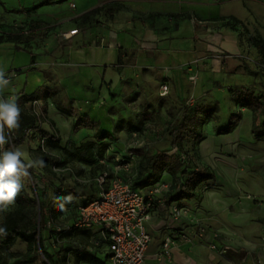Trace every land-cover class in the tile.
<instances>
[{"label":"rangeland","instance_id":"374dc122","mask_svg":"<svg viewBox=\"0 0 264 264\" xmlns=\"http://www.w3.org/2000/svg\"><path fill=\"white\" fill-rule=\"evenodd\" d=\"M248 2L255 14L248 13L246 7L238 1L230 2L225 8L226 11L239 16L242 22H237L232 16L207 22L191 18L192 36L199 45L193 53H166L162 55L160 64L148 66L139 60V56L144 55L143 52L139 55L133 49L131 52L121 49L119 57L110 62V66L120 68L123 84L111 85L104 82L99 86L85 78L62 83L59 80H51L47 72L45 78L50 80H46L44 87L54 93L47 99L46 113L42 111L43 101L39 100L34 105L28 104L32 111L41 117L44 115L45 127H50L56 135L61 136L60 143L62 140L63 143L69 141L73 133L77 132H73V121H76L82 110L83 115L88 114L90 117L104 113L114 135L110 151L106 155L108 161L105 170L109 171L115 163L113 156L131 153L137 155L133 152L134 149L143 148L151 153L167 150L169 155L178 152V149L168 150L171 142L170 130L179 122L183 109L205 108L218 104L214 113L218 117L217 121L204 117L203 124L196 129L197 137L191 136L182 142L181 153L189 159L191 165L213 170L219 185L209 188L204 183L196 188L194 198L173 202L181 211V217L177 220L168 218L166 212L165 217L160 213L156 221L157 232H153L151 250L155 252L164 238L176 235L179 231L187 232L188 227L194 223L206 225L210 237L215 236L221 243V249L211 248L207 241H179L173 246L171 257L157 262L158 264H264V137L253 138L252 112L240 108L237 101V93L244 85L252 86L258 94L264 93V57L251 43V38L254 37L264 40V4L250 0ZM74 6L75 4H72L71 7ZM4 7L0 4V34L7 31L23 33V40L18 46L28 51L34 48L32 43L47 51V45H44L50 36H56L60 41V37L73 35V31H80V26L86 25L75 22L78 24L77 28L73 27L75 29L60 33L55 32L56 23L45 21V25L50 26L32 30L36 25H31L29 19L37 8L27 10L30 6L26 5L13 7L21 10L19 15L15 16L18 20L11 21L5 17ZM135 24L137 22L129 24L126 20L118 23L119 29L123 31L130 30ZM150 24L148 21L144 25ZM112 25L114 27L115 22L109 17L101 31L109 29ZM157 26L167 34L176 31L178 24L173 18H163ZM183 41L186 46V38L182 39ZM6 42L0 43V67L8 63L11 56L7 51L8 46H3ZM43 50L40 55L46 56ZM61 64L63 63L55 61L42 65L41 68L44 71H52L53 67ZM92 66H95L94 63L87 62L83 71L92 69ZM192 76L196 80L191 78ZM16 77L17 72L14 70L5 72V79L10 81V90L7 91L6 87L3 93H0L4 98L15 95L11 89L15 87ZM163 82L169 83L170 89L166 95L161 94L160 87ZM72 98L82 100L83 104L70 100ZM59 106L68 113H62L63 111L58 109ZM238 111L242 112V120L236 128L231 133L218 135L215 129L224 126L230 115ZM59 114L71 122L69 134L68 126H61L57 122ZM69 118H72V121ZM132 129L138 131L136 138L130 135ZM93 138L94 129L83 132V140ZM32 142L33 145L29 144V147H32L30 150L26 145L23 146V159L26 162L43 163L33 166L36 171L34 180L29 175L22 178V183L28 190L36 188L41 196L43 191L51 193L59 184L76 188L79 183L83 184V192L94 190L93 178H96L103 167L99 165L90 168L88 164H83L82 167L80 164L73 165L71 161L63 163L62 151L48 148L41 134H36ZM38 147L40 151L37 150ZM45 158H48L49 162L44 161ZM139 160L140 157L136 158L133 164L134 171L139 165ZM45 163L48 165L45 166ZM79 169L83 170L82 174H78ZM159 182L170 185L171 189L173 180L166 173ZM12 209L13 205H10L6 212ZM6 212L0 213V223L4 220ZM38 218V207L30 209L28 220L38 221ZM49 234L48 229L42 231L44 238ZM45 246L50 249L49 238L46 239ZM7 251L17 255L23 254L26 251V243L17 239ZM8 252H4V255ZM18 258L19 256L12 257L9 264H15L13 262ZM34 264H46V261L40 254ZM66 264L76 263L67 260Z\"/></svg>","mask_w":264,"mask_h":264},{"label":"crops","instance_id":"0c3cea01","mask_svg":"<svg viewBox=\"0 0 264 264\" xmlns=\"http://www.w3.org/2000/svg\"><path fill=\"white\" fill-rule=\"evenodd\" d=\"M234 1H238L246 7L248 13L255 14L252 8H250L249 0H1V6H5V17L11 21L18 20L15 16H18V12L21 10V8L13 7L26 5L30 6L27 10L30 8H37L32 13L33 17L29 19V21L31 25L34 21L41 22V24L36 25L32 30L50 26L45 25V21L56 23L57 31L55 30V32L60 33H66L69 30L77 28L78 24L75 22L85 23L86 25L85 27H83V25L80 26V31H77L73 35L67 34L66 37H60V41L55 38L56 36H50L44 45H47L45 47L47 51L42 49L44 53H46V56H41L40 52L42 50L37 48L33 43L32 45H34V48L31 51L26 49L17 50L16 45H21L20 43H3V46H8L7 51L11 56L8 63L4 64L0 69H3L4 72L12 70L17 72L15 87L11 85L13 87L11 90H13L15 94L21 90H24L27 94H31L38 88L44 87L46 80L49 78L51 80H59V82L62 83L67 80L76 81L77 79L85 78L99 86L104 82L111 85H121L124 79L120 75V68H112L110 66V62L117 60L119 57L121 49L124 51L128 50L129 52L133 49L139 55L143 52L144 55L139 56V60L148 66H152L156 63L160 64L162 62V55L166 53H193L199 48V45L192 36L190 19L207 22L219 18L227 19L229 16H232L242 22L243 20L234 14V12L226 11L225 9L230 2ZM250 1L264 4L262 0ZM72 4H75L74 8L71 7ZM247 5H249V7H247ZM99 7H102V10L96 14L90 15L86 19L82 18L84 14ZM6 10H11L13 12L7 13ZM169 14H174L176 17L170 16ZM109 17L115 22V26L113 27L112 25L109 29L101 31L104 29L106 20ZM163 18H173L178 24L177 30L172 33H163L157 26L158 22H161ZM121 20H126L129 24L135 22H137V24L130 30L123 31L119 29L118 25ZM90 21L94 23L92 22V24H90ZM148 21L151 24L145 26V22L148 23ZM185 38L187 40L185 41L187 43L186 46L184 45V41L182 42V39L184 40ZM178 41L180 44H177ZM30 52L34 53L36 56V61L34 63H31ZM55 61L62 62L63 64L57 67L55 66L56 68L51 67L52 71H49V69L44 71L41 68L42 65L49 64L50 62L54 63ZM87 62H89V64L94 63L95 66H92V69L83 71V67L85 68ZM47 72H49V78H45V73ZM9 86L10 85L7 86V91L10 90ZM9 96L15 97L13 94ZM9 96H7V98ZM70 100H75L83 104V101L79 99L72 98ZM62 113L66 115V112ZM80 115H83V110L80 112ZM91 117L93 121H100L103 129L112 132L108 117L104 116V113L91 115ZM58 118L59 121L57 122L61 124V126H68L67 133L69 134L71 132V122L65 120V117L61 114L58 115ZM69 119L72 121V118ZM73 122L75 124V120ZM45 126L46 122H43L41 127L46 133L56 135L55 131ZM88 130H90V128H81L76 133H73L75 132L73 131V135L69 141L63 143L62 140V146L69 149L78 147L85 141L83 140V132ZM31 132L30 130V133ZM56 136L59 137L60 135L57 134ZM32 143V141L30 143L25 142L16 148L23 150V146L26 145L30 150L32 147H29V144ZM71 162H73V165L80 164L82 167L83 164H88L90 168L94 166L93 164L82 161ZM79 170L77 171L78 174H82L83 170ZM95 179L96 178H93L94 190H91L89 193L83 192V184L79 183L78 187H72L77 196L71 198L70 202L67 203V209H71L73 206L85 201L89 197L94 198L98 195L99 188ZM160 213L164 214L165 217V211L157 210L153 214V219L149 224L152 242L147 251L146 264H158L157 262L167 260L164 259L159 261L157 259V253L164 240L160 242L155 252L151 250V245L154 241L153 232H157L156 221ZM187 230H189V227ZM85 243H87V249L90 253L94 254L98 251L97 249H99L100 252L98 251L97 254H95L105 260L107 253V246L105 244L99 245L98 248H91L89 239ZM71 260L76 264H94L84 260L77 261L72 252L69 253L68 262Z\"/></svg>","mask_w":264,"mask_h":264},{"label":"trees","instance_id":"16d2710c","mask_svg":"<svg viewBox=\"0 0 264 264\" xmlns=\"http://www.w3.org/2000/svg\"><path fill=\"white\" fill-rule=\"evenodd\" d=\"M0 3L2 4L1 0ZM110 5V4H109ZM120 8V6H119ZM102 10V7L95 8L82 16L86 19L92 14H96ZM175 16L174 14H169ZM237 22L239 20L235 19ZM40 25L41 22H32ZM23 33L4 32L0 34V43L22 42ZM251 43L259 50L264 57V40L262 38H251ZM17 50L24 48L16 46ZM31 63L36 61L34 53L30 52ZM255 74H258L255 72ZM48 87H40L31 94L25 93L24 90L15 94L16 101L21 109L20 126L10 135L9 142L4 147L10 149L18 147L25 142H31L36 134H41L45 138V145L53 150H61L63 153V163L68 161H82L93 164L95 167H103L98 175L105 170V164L100 162L101 159H108L106 155L110 151L114 135L102 128L100 121H93L88 114L79 115L74 124V131L81 128L94 129V138L83 141L78 147L69 149L61 145L60 137L46 133L41 124L44 122V115H39L28 107L34 101H43L42 111H47V99L52 95ZM237 101L240 108H246L252 112L253 123L251 134L255 139L264 137V93H256L252 86L244 85L237 93ZM63 112L68 113L66 109L58 107ZM218 109V104L205 106V108L193 107L192 109L185 107L182 111L179 122L170 130L171 142L168 150L178 149L171 155L167 154V150H157L154 153L140 148L134 149L137 158L140 157L139 165L135 169V187L142 191L149 189L155 183L161 181L163 174H169L173 180L171 189L164 193L162 198L167 202H177L189 200L195 197L196 188L202 184H207L209 188L219 185L217 176L213 170L208 167L199 168L191 165L186 161V157L181 153L182 142L191 136H195L196 129L202 124L204 117H211L213 121H217L218 117L214 113ZM242 120V112L233 113L227 120V123L215 131L218 135L231 133ZM30 130L32 131L30 133ZM130 130V135H132ZM138 132V131H137ZM40 151V147L38 149ZM49 162L48 158L44 161ZM111 160V159H110ZM127 160V159H126ZM26 162V161H25ZM111 164V163H110ZM45 166L48 164H44ZM28 175L35 179V168L28 169ZM97 175V176H98ZM76 195L72 187H65L62 184L55 186L51 193L42 192L38 195L36 188H28L23 184L22 190L16 197L13 209L5 213L4 220L0 223V227L5 228V234L0 235V264H9L12 257L19 256L13 263L15 264H34L41 254L46 264H66L68 254L73 253L77 261L84 260L94 264H104L105 260L100 256L90 253L87 249L89 245L95 248V233L92 230H81L71 227L68 231L57 233L54 225L48 227V221L56 223L68 224L77 217V208L79 205L86 203L89 199L76 204L71 209H67V203ZM70 198V199H69ZM38 207V221H29L28 212L30 209ZM50 230L48 237L42 236L43 230ZM55 234L58 239H55ZM49 238L50 249L45 246L46 239ZM21 239L26 243V251L23 254L8 252L9 247L17 240ZM71 243V244H70ZM84 243V244H82ZM68 244V246L66 245ZM4 252H8L4 255ZM64 252V253H63ZM100 252V251H99Z\"/></svg>","mask_w":264,"mask_h":264},{"label":"built area","instance_id":"2783aa9c","mask_svg":"<svg viewBox=\"0 0 264 264\" xmlns=\"http://www.w3.org/2000/svg\"><path fill=\"white\" fill-rule=\"evenodd\" d=\"M191 78L196 80L193 76ZM160 89L162 95L168 94L169 83L163 82ZM37 102L34 101L33 105ZM131 134L136 138V131ZM113 158V169L104 170L95 179L99 188L98 195L78 206L76 219L68 224H55L52 221L47 224L48 227L54 225L57 233L68 231L71 227L94 231L95 245L107 246L104 264H146L147 251L152 242L149 224L153 214L162 210L168 218L177 220L181 217V211L178 205L167 203L162 198L170 190V185L157 182L144 191L135 187L136 172L133 164L137 155L131 153ZM186 161L189 163V159L186 158ZM100 162L107 164L106 159ZM58 235L55 234L54 238L58 239ZM197 240L207 241L213 249H221V243L215 236L210 237L206 225L194 223L187 232L179 231L176 235L166 237L157 253V259H169L173 246L179 241Z\"/></svg>","mask_w":264,"mask_h":264},{"label":"clouds","instance_id":"9594fccd","mask_svg":"<svg viewBox=\"0 0 264 264\" xmlns=\"http://www.w3.org/2000/svg\"><path fill=\"white\" fill-rule=\"evenodd\" d=\"M10 84L5 72L0 69V93ZM21 109L14 96L0 95V213L6 212L22 190V178L28 176V169L42 161L25 162L19 148L6 149L10 135L20 126ZM70 199V198H69ZM6 230L0 227V235Z\"/></svg>","mask_w":264,"mask_h":264},{"label":"bare ground","instance_id":"6f19581e","mask_svg":"<svg viewBox=\"0 0 264 264\" xmlns=\"http://www.w3.org/2000/svg\"><path fill=\"white\" fill-rule=\"evenodd\" d=\"M71 33H72V31H71ZM73 33H76L75 31H73Z\"/></svg>","mask_w":264,"mask_h":264}]
</instances>
